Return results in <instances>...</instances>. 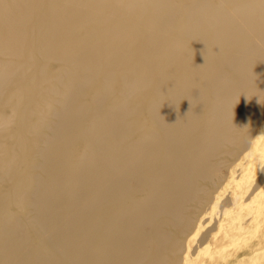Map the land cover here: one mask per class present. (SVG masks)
Returning <instances> with one entry per match:
<instances>
[{
	"label": "bare ground",
	"instance_id": "1",
	"mask_svg": "<svg viewBox=\"0 0 264 264\" xmlns=\"http://www.w3.org/2000/svg\"><path fill=\"white\" fill-rule=\"evenodd\" d=\"M0 264H264V0H0Z\"/></svg>",
	"mask_w": 264,
	"mask_h": 264
},
{
	"label": "rangeland",
	"instance_id": "2",
	"mask_svg": "<svg viewBox=\"0 0 264 264\" xmlns=\"http://www.w3.org/2000/svg\"><path fill=\"white\" fill-rule=\"evenodd\" d=\"M262 169H263V165H260L259 168L257 169L256 173L253 176L252 183H255V179H257L261 176Z\"/></svg>",
	"mask_w": 264,
	"mask_h": 264
}]
</instances>
